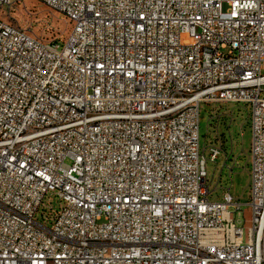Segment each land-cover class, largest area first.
I'll list each match as a JSON object with an SVG mask.
<instances>
[{
	"label": "built area",
	"instance_id": "obj_1",
	"mask_svg": "<svg viewBox=\"0 0 264 264\" xmlns=\"http://www.w3.org/2000/svg\"><path fill=\"white\" fill-rule=\"evenodd\" d=\"M34 1L70 31L0 0V264H264V0ZM202 103L251 106L247 230Z\"/></svg>",
	"mask_w": 264,
	"mask_h": 264
},
{
	"label": "rangeland",
	"instance_id": "obj_2",
	"mask_svg": "<svg viewBox=\"0 0 264 264\" xmlns=\"http://www.w3.org/2000/svg\"><path fill=\"white\" fill-rule=\"evenodd\" d=\"M14 22L44 42L65 40L70 31L68 22L57 12L34 0H12ZM8 11V10H5ZM9 22V17H4ZM250 104H205L200 107V146H221L222 154L213 163L208 161L207 180L210 202H221L225 193L242 204L241 219L247 230L251 220L250 162L252 128ZM206 158H209L206 152ZM228 159V160H227ZM47 202V201H46ZM53 209L60 202L52 198Z\"/></svg>",
	"mask_w": 264,
	"mask_h": 264
}]
</instances>
